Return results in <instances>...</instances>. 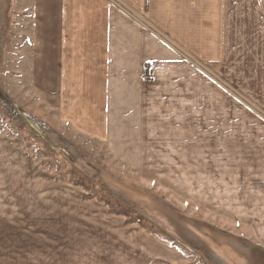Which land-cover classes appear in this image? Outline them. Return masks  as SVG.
Masks as SVG:
<instances>
[{
  "label": "crops",
  "instance_id": "0c3cea01",
  "mask_svg": "<svg viewBox=\"0 0 264 264\" xmlns=\"http://www.w3.org/2000/svg\"><path fill=\"white\" fill-rule=\"evenodd\" d=\"M125 1L264 110V0ZM0 43V69L5 76L6 69H21L22 79L37 86L36 115L49 124L54 142L60 143L58 135L64 133L113 149L144 151L125 164L158 163L149 151L157 143L152 135L158 127L157 110L164 116L168 110V115L189 116L184 112L188 105L175 102L187 103L190 86L196 84L198 100L205 107L212 102L211 113L198 105L199 141L213 133L211 147L227 150L238 164L229 167L230 176L222 173L232 179L221 202L228 198L225 205H237L238 217L245 214L244 221L235 219L236 226L240 222L252 236L264 237V120L241 110L225 90L179 58L170 44L143 31L104 0H0ZM167 90L179 92L171 95V102ZM163 101L169 103L159 108ZM211 115L212 130L204 124ZM169 129L163 125L158 130ZM183 131V126L172 127L174 138H164V145L183 147L176 145L187 136ZM99 228L101 235L89 252L97 255V264H140L134 253L123 257L107 252L121 249L125 228ZM256 229L262 231L255 234ZM76 244L73 238H58L48 263L41 264H63V257L68 264H87L82 260L87 250L71 251Z\"/></svg>",
  "mask_w": 264,
  "mask_h": 264
},
{
  "label": "rangeland",
  "instance_id": "374dc122",
  "mask_svg": "<svg viewBox=\"0 0 264 264\" xmlns=\"http://www.w3.org/2000/svg\"><path fill=\"white\" fill-rule=\"evenodd\" d=\"M104 1L143 31L170 44L179 58L225 90L241 110L264 120L258 104L146 14L125 0ZM6 70L8 76L0 69V264L48 263L58 238L75 239L80 244L72 245L71 251L87 250L82 260L97 264V255L89 253L101 235L97 230L112 231L115 226L125 228L123 250L107 252H120L123 257L134 253L140 264H264V244L260 243L264 237L252 236L240 222L236 226L235 219L242 222L245 214L238 217L237 205H225L228 198L221 202L232 179L222 173L229 174V167L238 164L227 150L211 147L213 133L207 134L205 142L199 141L201 117L195 114L198 105L211 113L212 102L205 107L198 100L196 84L190 86L187 103L175 102L188 105L184 112L189 116L168 115L169 110L164 116L157 110L158 127L152 134L157 143L149 151L158 163L133 165L122 162L140 156L142 149H113L110 144L64 133L58 135L60 143L54 142L51 127L36 115L37 86L22 79L21 69ZM178 93L167 90L165 95L171 102V95ZM168 101L158 102L159 108ZM16 107L48 125L46 137L30 132L23 114L13 111ZM204 124L212 130V115ZM163 125L170 131H159ZM180 126L183 133L188 132L183 142L176 143L183 147L165 146L163 139H173L172 127ZM96 205L101 208H89ZM261 231L256 229L255 234ZM62 263L68 264L64 257Z\"/></svg>",
  "mask_w": 264,
  "mask_h": 264
},
{
  "label": "built area",
  "instance_id": "2783aa9c",
  "mask_svg": "<svg viewBox=\"0 0 264 264\" xmlns=\"http://www.w3.org/2000/svg\"><path fill=\"white\" fill-rule=\"evenodd\" d=\"M7 106V105H6ZM13 111L21 112L23 114V118L26 120V125L29 128L30 132L37 135L38 138L46 137V131H48V125L42 123L41 121H37L31 115L24 113L20 108L16 107Z\"/></svg>",
  "mask_w": 264,
  "mask_h": 264
},
{
  "label": "trees",
  "instance_id": "16d2710c",
  "mask_svg": "<svg viewBox=\"0 0 264 264\" xmlns=\"http://www.w3.org/2000/svg\"><path fill=\"white\" fill-rule=\"evenodd\" d=\"M148 70V69H147Z\"/></svg>",
  "mask_w": 264,
  "mask_h": 264
}]
</instances>
